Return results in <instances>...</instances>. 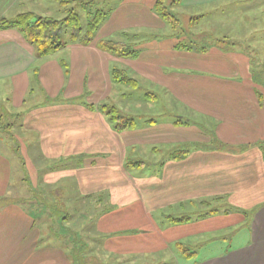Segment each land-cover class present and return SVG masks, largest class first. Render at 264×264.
Returning <instances> with one entry per match:
<instances>
[{"label":"crops","instance_id":"obj_1","mask_svg":"<svg viewBox=\"0 0 264 264\" xmlns=\"http://www.w3.org/2000/svg\"><path fill=\"white\" fill-rule=\"evenodd\" d=\"M156 1L120 0L91 43H68L44 57L16 29L0 30V129L11 126L3 123L8 119L21 135H12L9 142L0 136V199L7 197L12 180L8 153L17 152L31 191L39 188L43 197L65 191L80 206L81 198H90L89 206L110 207L93 218L92 239L100 247L94 251L116 260L178 264L175 256L181 251L175 243L187 247L184 241L230 227L225 218L233 213L170 225L164 216L189 212L188 201L221 196V204L256 207L248 239L200 259L193 252L185 264H264V161L256 145L264 141V90L254 82L244 52L176 48L198 34H171L154 11ZM214 1L180 3L192 6L190 24ZM124 36L140 50L137 57H118L98 46L101 39L126 41ZM113 69L166 90L173 102L193 113L195 122L147 119L133 129L115 130L99 108L116 86ZM209 133L231 146H250L241 152L198 148L185 159L160 163L167 149L208 143ZM139 148L161 154L148 174L125 167L128 150ZM61 181L67 185L53 187ZM101 192L105 198L100 201ZM23 197L26 204L11 199L0 206V264H71L64 244L42 239L33 210L43 206L41 199L28 193ZM240 219L245 223L243 214Z\"/></svg>","mask_w":264,"mask_h":264},{"label":"rangeland","instance_id":"obj_2","mask_svg":"<svg viewBox=\"0 0 264 264\" xmlns=\"http://www.w3.org/2000/svg\"><path fill=\"white\" fill-rule=\"evenodd\" d=\"M83 3H87L86 6ZM114 3L115 1L113 0H74L67 4H62L57 0H0V16L4 11L6 18H11L17 13L33 10L39 15L63 19L72 8L79 15L81 31L78 37H80L89 18L88 11H95L97 9L106 11L113 8ZM164 3L172 11L175 12L176 9L180 12L178 17L180 25L177 30H173L167 25V29H169L168 31L171 34H179L182 37L184 32H187L186 34L191 32L198 34L195 36V40L201 38L203 34H210L213 38L231 40L234 43L232 49L249 55L253 80L264 90V0H217L213 3L210 2L206 6L207 13H197L196 15L199 17L190 24L188 15L191 12V5L177 3L174 0H164ZM71 30L70 26L66 27V30L61 33V41L71 39ZM124 37L126 42L130 41L129 36ZM201 43L203 42L199 41L195 44L199 46ZM216 48L218 49V47ZM126 75L127 77L136 79L137 86L118 81L115 84L111 99L106 102L107 110L109 107H115L119 114L134 118L136 125L146 123L147 119H175L177 115L179 117L182 116V120L190 119V123L195 122L196 118L193 113L186 110L182 105H178L177 102H173L166 90L143 82L127 72ZM102 112L105 113L104 111ZM3 123L4 125L11 124L6 129H0V136L4 137L8 142L11 140L12 135H20L17 126H13L11 120L4 119ZM207 127L208 125H203V129L206 130ZM22 143H25L24 140H22ZM11 144L18 145L16 141H12ZM8 154L12 162V180L7 197L15 199L20 204H26V201H29L23 197L27 193L35 197V199H41L43 206L41 205L33 210L38 221L42 239H46L45 241H49L50 243L64 244L65 241L61 238L62 234L69 232L74 236L76 233L79 240L82 237L86 242L91 241V237L95 236L96 233L92 223L93 218L105 209V205L98 203L99 205L97 206H89L90 202L87 201H91V199L81 198L80 206L79 202H74L72 197V199L66 197L65 191L60 192L59 190H53L50 194H44V198L41 192L38 191L39 188L36 189L35 187L31 191L29 183L27 180H24V173L20 167L21 160L19 153L11 152ZM160 155L148 152L147 149H129L125 159V163L127 162L125 167L132 173L140 171V173L148 174L152 170V163L158 161ZM135 160L145 161L146 164L141 167L128 164V162ZM59 184L53 187L61 188L62 185H67L65 181H61ZM71 185H73V182ZM70 195L72 196V194ZM43 199H45L44 202ZM230 214H226L225 216ZM238 214L242 217L241 213ZM238 214L233 212L231 216L225 218L230 223V227L215 232H208L184 241L187 247L195 253V259H200L228 247L238 246L248 239L249 225L240 222L241 219ZM156 216L159 218V215ZM90 247L100 248L98 245H94L93 242ZM176 252L179 253L180 251ZM182 254L175 256L178 264L188 262ZM98 255L103 257L102 260L105 263H116V257L109 256L103 253V251ZM155 258V261L158 262V258ZM171 259L174 258L171 257ZM129 260L123 259L120 261L122 263L123 261L126 262L125 264H140L137 260ZM140 261L145 264L147 263L146 259H140ZM171 264L174 263L172 262Z\"/></svg>","mask_w":264,"mask_h":264},{"label":"trees","instance_id":"obj_3","mask_svg":"<svg viewBox=\"0 0 264 264\" xmlns=\"http://www.w3.org/2000/svg\"><path fill=\"white\" fill-rule=\"evenodd\" d=\"M62 4H67L74 0H57ZM107 1V0H106ZM116 4L120 0H113ZM181 0H174V2H180ZM87 3H83L86 6ZM112 11V8L108 10L97 9L95 11H88V20L85 26L84 31H81L79 23V15L71 8L66 17L63 19H55L52 17L41 16L31 11L20 12L11 18L0 17V30L13 28L19 31L23 37L29 42L38 56L44 57L54 53L59 48L67 45L68 43H81L87 45L93 41L95 35L103 24V22L108 18L109 13ZM154 11L157 15L173 30H177L180 25V20L178 19L177 14L169 9L168 5L164 3V0H157L154 6ZM197 19V18H196ZM71 27V39L68 41H61V33L66 30V27ZM185 32L183 33V35ZM176 35V34H175ZM179 35V34H177ZM176 35V36H177ZM178 37V36H177ZM202 41L201 45H197ZM191 43V44H190ZM194 44V45H193ZM222 45V46H221ZM234 43L231 40L226 38L219 39L213 38L210 34H203L201 38L196 40H190L189 44L186 46L183 43L176 45V48L187 49V50H196L199 52H206L211 46H216L223 51H228L232 49ZM99 48L108 51L115 56L123 58H135L139 54V49L134 47V44L126 41H115L112 39H101L98 43ZM221 46V47H220ZM126 72L122 69H113L112 78L115 81H122L128 85L137 86V80L134 78L127 77ZM257 94H260L257 91ZM89 105V104H88ZM89 106H92L91 104ZM101 111H104L111 123L113 128L118 131L125 129L135 128L136 122L134 118L127 117L125 115L119 114L115 107H109L107 110V105L101 104L99 106ZM154 121V119L150 120ZM149 122V120H148ZM175 124H188L186 120L176 117ZM208 132V131H207ZM210 134V133H209ZM210 141L208 143H190L174 146L170 149H167L164 152L163 158L160 160V163H164L166 160L178 161L185 159L193 149L201 148L203 150H220V151H229V152H241L246 150L250 145H237L231 146L221 140H219L214 133L210 134ZM262 151L263 161H264V141L256 143ZM127 164V162L125 163ZM130 165L143 166L146 164L145 161H130ZM101 192L98 197L100 201L105 198L104 194ZM88 197V196H87ZM223 199L221 196L215 197L212 199H202V200H192L188 201L187 205L190 210L187 213H182L180 215H166L164 216V222L166 225L170 224H182L189 221L202 219L216 214H230L233 212H240L244 215L245 223H249L252 214L256 210V207L245 210L231 205H222L218 203ZM11 198L5 197L0 199V206L6 203L11 202ZM99 201V202H100ZM181 203L179 206H181ZM110 207L105 206V209L101 212L108 211ZM125 233H135V231H128ZM69 232L62 234V239L65 241L63 247L67 250V256L71 264H109L105 263L100 257L98 252L94 251L95 248H91V243L98 244V239L86 242L85 240L78 239L76 233L75 236ZM175 248L181 251V254L185 258H191L193 252L187 248L183 243L177 242L174 244ZM98 253V254H97ZM130 260H137L138 263H142L138 258L133 257ZM129 260V261H130ZM115 262V261H114ZM124 262V261H123ZM116 263H121L120 260H116Z\"/></svg>","mask_w":264,"mask_h":264}]
</instances>
